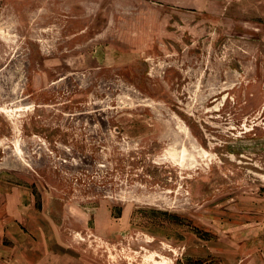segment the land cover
Instances as JSON below:
<instances>
[{
	"label": "rangeland",
	"instance_id": "374dc122",
	"mask_svg": "<svg viewBox=\"0 0 264 264\" xmlns=\"http://www.w3.org/2000/svg\"><path fill=\"white\" fill-rule=\"evenodd\" d=\"M0 264H264V0H0Z\"/></svg>",
	"mask_w": 264,
	"mask_h": 264
}]
</instances>
